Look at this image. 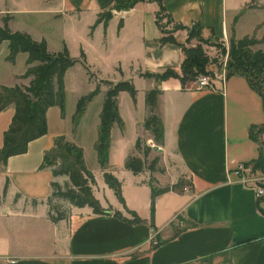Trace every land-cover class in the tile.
Returning <instances> with one entry per match:
<instances>
[{"label":"crops","instance_id":"crops-1","mask_svg":"<svg viewBox=\"0 0 264 264\" xmlns=\"http://www.w3.org/2000/svg\"><path fill=\"white\" fill-rule=\"evenodd\" d=\"M249 2L138 0L131 7L118 9L111 8L114 0H0V25L1 15L9 14L13 29L27 31L12 26L16 13L67 19L73 26L90 16L89 31L77 37L85 44L100 45L106 62L136 87L135 98L128 91L124 96L123 90L118 92L124 125L120 128L113 123L110 129L107 169L121 181L124 203L103 179L93 145L98 124L91 137L93 163L88 162L87 147L79 139L87 103L74 132L70 124V135L66 122L57 117L59 107L51 105L46 110L47 132L30 140L26 151L10 155L6 164L0 165V264H264V196L237 181L233 172L239 163L257 155L248 128L264 122L260 95L240 73L226 75L222 87L202 88L182 86L173 76L156 80L150 74L167 66L180 69L184 58L181 43H198L195 36L187 39L188 29L196 22L201 25V36L209 39L225 36L233 22L238 38L248 34L264 48V19L256 15L264 10V0L254 7H249ZM160 3L167 32L161 30L156 16ZM110 8L106 23L91 27L98 14ZM251 13L256 18H250ZM176 23L184 27L175 28ZM72 29L64 27L65 33L60 34L53 50L44 35L29 33L35 39L44 37L51 51L66 45L70 53L66 30ZM163 35L171 38L162 41ZM8 50V40H1L0 85L27 84L21 80L28 79L22 76L28 66L27 52L18 51L10 61ZM81 50L89 59L88 50L82 47L78 55ZM154 86L160 88L156 111L163 124V142L157 144L156 153L164 165L156 179L161 182L158 186L179 184L155 196L152 214L147 171L133 173L124 161L130 153L140 156L134 147L138 136L152 138L142 122L147 114L145 91ZM121 95L128 101L124 110ZM13 112V104L0 110V145ZM59 134L83 148L85 164L96 180L94 195L102 206L111 205V211L95 213L89 205L68 204L67 218L50 219L46 197L54 176L50 167L42 166V157ZM260 138L264 142V132ZM55 179L63 182L67 176ZM128 210L136 212L139 219L134 220ZM151 236L158 241L152 243Z\"/></svg>","mask_w":264,"mask_h":264},{"label":"trees","instance_id":"trees-1","mask_svg":"<svg viewBox=\"0 0 264 264\" xmlns=\"http://www.w3.org/2000/svg\"><path fill=\"white\" fill-rule=\"evenodd\" d=\"M138 0H114L111 8H128ZM161 2V0H160ZM255 0H250L248 6H258L254 4ZM111 8L99 13L94 23L103 21L106 23L111 16ZM164 10L160 3V10L156 16L160 19V13ZM169 17H167L168 19ZM9 16H3L2 25H0V41L8 40V53L6 58L14 60L18 51L27 52L26 63L28 64L23 76L30 75L27 84L14 83L12 85H0V110L9 104H13L14 112L7 128L3 132L2 144L0 145V165L6 164L7 158L12 154L26 151L28 142L47 132L46 110L51 105H57L61 116L65 113V87L64 72L67 67L75 62H81L89 71L85 54L81 50L79 56L70 55L66 45L61 50L51 51L48 49L47 41L44 37L40 39L33 38L29 32L20 29H13L9 26ZM162 31L166 30L158 22ZM175 28L184 27L183 24L176 23ZM201 25L196 22L188 29V38L195 36L199 40L206 39L201 36ZM171 38L170 35H163L160 40ZM231 49L227 59L226 75L240 73L245 76L250 86L260 95L264 109V48L252 50L248 48L249 44L257 43L260 40L254 37H241L239 39L230 38ZM184 58L181 62V72H177L172 67H165V72L159 74L150 73L156 80L173 76L177 77L182 86L186 81L192 80L198 72H206L205 64L208 61L207 54L202 46H186L182 44ZM168 69V70H167ZM92 74V72H90ZM107 84L102 106L99 112V123L97 137L94 141V148L97 154V160L103 171L105 183L111 187L120 200L124 203L121 193V181L118 177L107 169L108 149L110 144V129L113 123H117L123 128L124 122L118 111L117 94L121 90H126L135 98L136 87L131 79H120L116 82L109 79H102ZM99 90V84L88 93L81 95L76 102V108L72 115V130L75 131L80 116L88 100ZM160 88L151 87L145 91V105L147 114L144 117L142 126L148 131L156 144L163 142V124L161 117L156 111L158 95ZM264 132V122L251 124L248 128V134L257 144V155L250 160L243 162L246 166H251L253 170L264 172V142L260 135ZM135 149L142 152L144 158L128 154L124 161V166L133 173H138L146 167L149 171L159 169L157 166L158 156L153 157L146 164V156L151 147L142 143L138 136L134 144ZM42 166L51 168L54 178L50 181L51 191L46 197L48 204V215L51 220L67 218L69 215L68 204L83 206L89 205L95 213L111 211V205L102 206L99 199L94 195L93 186L96 184L94 173L89 169L84 161L83 148L75 142L68 140L64 134L56 135L52 146L45 150L42 157ZM58 175H66L67 179L59 182L55 179ZM150 186V210L153 214L155 196L178 186V182L166 186H155L148 180ZM7 185V179L5 186ZM36 201L35 198L32 199ZM64 202L65 204H62ZM133 219H139V216L133 210H128ZM116 215L122 216L119 210H114Z\"/></svg>","mask_w":264,"mask_h":264},{"label":"rangeland","instance_id":"rangeland-1","mask_svg":"<svg viewBox=\"0 0 264 264\" xmlns=\"http://www.w3.org/2000/svg\"><path fill=\"white\" fill-rule=\"evenodd\" d=\"M258 2L259 0H255L254 4ZM249 7H254V6H249ZM15 15H16L15 21L12 23L13 27H22L26 29L28 32H30L34 37H38L39 35H44L46 38H48L49 49L51 50H53L58 44V41L60 39V34L65 33L64 27H68L70 29L73 27L72 32L66 30L68 34V39L70 41L69 43L70 55L72 56L78 55L80 47L88 50L90 58L88 59L87 57L86 60L89 65V71L80 62L71 65L64 75V87L66 86L65 89L67 90V96L65 98V113L63 116H61L59 109V113L57 117L60 119L62 118V120H64L63 122H66L65 125L67 127L68 135H70L69 127L71 124V130H72V115L76 108L77 99L81 95H84L88 93L90 90H92L97 83L99 84V90L91 97L89 101H87V106L85 107L86 111L83 117V125H82L83 127H82V131L80 132V138H79L83 143H85V146L87 147L86 152L88 154V159H89L88 162L93 163L95 161V151L93 149V145L91 144V137L95 125L97 127L99 121L98 115L102 106L104 94L107 89V84L101 79H111L112 81L116 82L118 81V79H121V77H119L118 69H116L114 66H110V63L106 62V60L104 59L105 56L103 55L100 45H98L96 42H94L93 44L91 43L85 44V40H81L80 37H77V35L87 34V32L89 31V29L87 30V26L88 23H91V17L85 15L83 19L78 21L76 26H73L72 23L69 24V21H67V19L66 20L58 19L57 17L55 18L52 16H46L44 14L16 13ZM250 15H251L250 18L251 17L256 18L255 16L257 15L258 17H260V19H264V10L257 11L256 15L254 13H251ZM3 16L10 17L9 14L1 15V18H3ZM247 19L245 20L246 24H248ZM161 20L162 17H160L159 21L162 26L163 25L165 26L166 25L165 20L163 21ZM9 21L10 20H8V22ZM2 23L3 22H1V24ZM232 25L233 22L230 23V25L227 28V32H225V36H223L222 38H210V39L206 38L202 40L198 39V43L202 46L203 51L205 52V54H207L208 57V61L205 64L206 72L196 73L192 80L186 81L185 85L195 86L198 76L203 73L213 74L214 72H217L220 68H225L227 72V59L229 56V51L231 49L229 40L231 37H233L236 40L241 38V37L238 38V36H236ZM244 36L249 37L248 34H245ZM258 45H259L258 43H252L248 45L249 46L248 48L252 50H257L259 49ZM90 72H92V74ZM164 72H165V68L161 69L159 71V74H162ZM177 72L180 73L181 69H179ZM26 77H28L27 80L24 78L21 80L27 83L30 78V75ZM197 88H202V87H197ZM123 91H124L123 96L125 93L128 94L126 90ZM123 96L121 95L120 98V105L122 110L125 109V106H127L128 103V101H126ZM140 139L142 143H146L151 147L148 155L146 156V160H147L146 164L153 157L158 156L157 166L159 167V169L155 171H149L146 167H144L143 169L147 171L146 177L148 178V180L152 181V183L155 186H158L161 182H158V180L156 179V175H160V172L164 170V165L160 163V156L158 155V153H156L158 149L157 144L151 137L146 138L145 135L140 136ZM136 152L137 153L139 152L140 156L144 158L142 152L138 151L137 149ZM252 171L256 173H264L258 169L257 170L252 169ZM59 202L62 203V201ZM62 204L65 203L63 202Z\"/></svg>","mask_w":264,"mask_h":264},{"label":"built area","instance_id":"built-area-1","mask_svg":"<svg viewBox=\"0 0 264 264\" xmlns=\"http://www.w3.org/2000/svg\"><path fill=\"white\" fill-rule=\"evenodd\" d=\"M226 78V69L220 68L213 74L203 73L200 74L196 80V87H222ZM234 174L237 176L236 180L252 187L255 190L257 196H264V173H256L252 171L251 166H246L243 163H239L234 169ZM152 243H156L158 240L155 236H151Z\"/></svg>","mask_w":264,"mask_h":264}]
</instances>
